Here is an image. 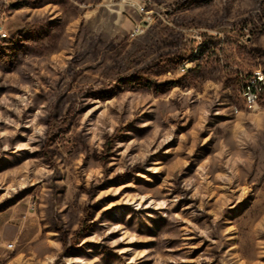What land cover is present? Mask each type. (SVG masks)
Here are the masks:
<instances>
[{"label":"rangeland","instance_id":"1","mask_svg":"<svg viewBox=\"0 0 264 264\" xmlns=\"http://www.w3.org/2000/svg\"><path fill=\"white\" fill-rule=\"evenodd\" d=\"M178 1L9 9L31 40L0 70V264H264V95L243 97L264 4ZM203 34L220 42L191 61Z\"/></svg>","mask_w":264,"mask_h":264},{"label":"trees","instance_id":"2","mask_svg":"<svg viewBox=\"0 0 264 264\" xmlns=\"http://www.w3.org/2000/svg\"><path fill=\"white\" fill-rule=\"evenodd\" d=\"M264 4V0H259ZM213 0H179L175 9V13H187L195 8H205L212 4ZM188 14V13H187ZM192 23L197 22V20L193 17L188 18ZM203 39L200 41L199 46H194L191 49V53L195 52L193 56H191V61H199L204 59H209L212 56L219 44V40L215 39L213 36H207L206 34L202 35ZM31 39L29 37H25L22 34H17L14 36H9L6 39L0 40V70L11 72L14 71L19 64L23 61V58L28 50V43ZM202 65L199 63V66ZM204 68V67H203ZM187 73L191 71V69H185ZM135 79H131V81H122L123 84L128 83L130 85L134 84ZM151 83H148V86H151ZM176 86V83L172 85V87ZM94 95H98L95 93ZM100 96V95H99ZM102 96V95H101ZM121 138V135L118 132H115L111 136H109L104 144V153L98 157L103 164H107L115 151V144ZM26 192L25 190L22 191ZM187 199H185L186 201ZM90 219L85 222V225L77 231L75 238L72 239L73 243L76 244L81 240V238L86 234L89 228Z\"/></svg>","mask_w":264,"mask_h":264},{"label":"built area","instance_id":"3","mask_svg":"<svg viewBox=\"0 0 264 264\" xmlns=\"http://www.w3.org/2000/svg\"><path fill=\"white\" fill-rule=\"evenodd\" d=\"M19 2L20 0H0V40L1 33H9L8 28L4 24L5 16H7V13L4 12V4L16 6ZM259 83H264V81L260 79L258 72H255L243 87L244 101L249 106H251V102H259L264 95V90H259Z\"/></svg>","mask_w":264,"mask_h":264},{"label":"bare ground","instance_id":"4","mask_svg":"<svg viewBox=\"0 0 264 264\" xmlns=\"http://www.w3.org/2000/svg\"><path fill=\"white\" fill-rule=\"evenodd\" d=\"M13 7L12 4H4V12L8 13L9 9ZM10 36L9 33H1V39H6ZM260 79L264 81V73L260 70L258 71ZM259 90H264V83H259ZM258 102H251V106L256 105Z\"/></svg>","mask_w":264,"mask_h":264}]
</instances>
